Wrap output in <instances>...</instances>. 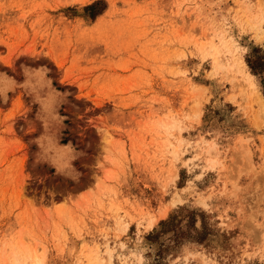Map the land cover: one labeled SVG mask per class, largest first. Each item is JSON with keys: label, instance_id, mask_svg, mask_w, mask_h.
Masks as SVG:
<instances>
[{"label": "rangeland", "instance_id": "1", "mask_svg": "<svg viewBox=\"0 0 264 264\" xmlns=\"http://www.w3.org/2000/svg\"><path fill=\"white\" fill-rule=\"evenodd\" d=\"M0 264H264V0H0Z\"/></svg>", "mask_w": 264, "mask_h": 264}, {"label": "bare ground", "instance_id": "2", "mask_svg": "<svg viewBox=\"0 0 264 264\" xmlns=\"http://www.w3.org/2000/svg\"><path fill=\"white\" fill-rule=\"evenodd\" d=\"M220 54V53H219Z\"/></svg>", "mask_w": 264, "mask_h": 264}]
</instances>
